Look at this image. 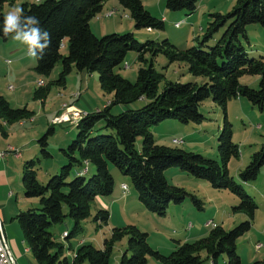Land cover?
Listing matches in <instances>:
<instances>
[{"label":"trees","instance_id":"trees-1","mask_svg":"<svg viewBox=\"0 0 264 264\" xmlns=\"http://www.w3.org/2000/svg\"><path fill=\"white\" fill-rule=\"evenodd\" d=\"M10 1L0 0V27L5 16L3 6ZM106 1L43 0L19 6L26 15L37 16L40 27L51 34L50 47L42 59L35 60L34 71L37 75L49 77L60 64L61 71L55 82L64 86L73 70L96 73L101 90L112 96L111 102L102 110L87 113L75 124L76 138L66 149L60 150L67 164L61 167L60 173L50 176L46 184L37 180L34 171L36 162H25L21 175L23 197L38 199L40 208H28L20 212L16 219L31 255L38 264H109L113 245L126 238L127 248L118 264H148L149 258L159 264H203V253L212 264H216L222 255L226 256L227 264H242L236 242L251 229L257 206L241 186L234 182L227 170L229 161L239 154L238 146L231 140L230 124L224 120L218 136L219 162L201 154L158 145L151 128L167 120L181 124L203 123L206 117L200 113L199 107L206 100L225 108L228 101L240 97L259 109L263 108L264 62L261 58L250 57L240 39H246L247 27L250 25H260L264 32V0H236L235 6L227 14H210L211 22L202 42L199 46L184 50L171 45L167 39L139 42L133 33L95 36L89 23L102 12ZM113 1L128 11L136 30L164 29L163 21L153 17L144 8L142 0ZM198 2L165 0V7L169 11L192 14L198 8ZM222 28L225 29L216 43L207 46L206 43ZM9 38L0 39L6 41ZM63 47L66 54L62 53ZM129 52L136 53L140 64L134 82L115 72ZM159 54H163L170 64H185L190 75L202 77L205 82L201 85L196 82H165L159 92V84L164 80V75L153 66ZM244 76H258V89L241 84ZM43 87L35 90V98H45L48 87ZM144 99L148 101L144 106L130 108L131 104ZM114 105L128 108L112 115L110 108ZM32 115L26 107L13 108L0 95V132L3 136L6 135L4 126L31 120ZM100 122L107 133L93 135L95 126ZM52 133L53 126H50L38 140L43 158L51 156L46 147L47 138ZM139 138H142V143L140 149H137ZM109 164L130 179L138 201L147 211L158 216H165L170 204H182L187 198L201 209V202L194 195L167 181L165 171L179 168L195 179L208 182L214 189H226L234 193L239 203L233 207V211L243 212L248 218L231 230L216 226L206 236L192 243H178L167 256L149 245L146 233L136 226L128 225L113 229L101 249L81 244L69 257L48 229L51 225L62 223L68 216L74 225L70 232H66L67 235L63 232L62 236L70 239L80 230L79 223L91 216V202L109 197L113 192L114 178L109 171ZM89 165L95 171L93 169V175L86 179L84 175L88 173ZM263 165L264 145L239 172L240 181L254 182ZM70 175L72 178L67 182ZM64 206L67 207L68 215L63 213ZM93 219L106 223L109 213L99 209ZM67 250L70 251L69 248ZM253 264H264V260Z\"/></svg>","mask_w":264,"mask_h":264},{"label":"rangeland","instance_id":"rangeland-1","mask_svg":"<svg viewBox=\"0 0 264 264\" xmlns=\"http://www.w3.org/2000/svg\"><path fill=\"white\" fill-rule=\"evenodd\" d=\"M108 1L118 5L117 11L110 12L105 7L99 15L90 21L89 24L95 36L102 37L113 33H133L139 42H145L146 40L160 42L163 39H167L171 45L179 50L199 46L203 40L206 28L211 22L210 14H227L236 4V0H199L196 11L189 14L185 11L167 10L165 0H146L145 6L148 10H151L153 17L161 20V17L156 15L159 11L168 14L166 22L163 21V30L147 31L146 29L136 30L128 11L123 9L116 1ZM34 2L35 0H12L3 6V13L6 15L13 7H19L23 3ZM170 14H174L175 17H170ZM176 23L178 24L177 27H175ZM104 26L105 30H103ZM224 29L222 28L215 33L206 45L213 46L222 35ZM246 36V39H240L242 46L250 57L255 59L261 58L264 62V32L262 27L260 25L248 26ZM62 53L66 54L64 47L62 48ZM153 66L157 72L164 75V80L159 84V92L164 87L165 82H196L197 85L205 82V79L202 77L190 75L185 64L181 62L170 64L163 54L155 57ZM139 67L140 64L136 59V53L129 52L124 63L115 69V72L130 82H134ZM60 71L61 66L58 64L49 77L39 76L33 72L36 79L34 82L35 86L38 81H43L44 86L47 85L48 87L46 96L43 99L35 98L34 84H28V87L22 93L17 82L12 78V80L7 79L4 83L5 69L0 72V80L3 79L1 80V87L2 89L4 88L5 94H9L8 96L11 98L10 105L13 108L26 107L27 110L33 113L31 119L33 123L31 120H23L21 121L24 123L22 127L20 126L21 122L11 123L4 126L5 136L0 132V152H7L9 147L18 151V153L7 154L4 157L10 160L5 165L3 177L10 178L12 182V188L9 190L12 198L7 208L9 214L8 225L11 226L5 227L3 225V229L10 238H19L20 235L23 237L18 220L16 219L18 210L24 208L25 210H23L26 211L28 208H40L37 202L38 199H25L23 197V187L20 185V179L24 169V161L33 160L36 162L34 171L36 172L37 180L42 184H46L50 176L60 173L61 167L67 164L60 150L66 149L76 138L77 130L75 124L79 120H77V117L60 118L56 116L65 112L64 106H70L80 113L87 114L102 110L112 100V96L105 94L101 90L96 73L80 75L78 72H73L66 78L65 85L61 86L55 82ZM241 84L247 85L252 89H258L259 77L244 76L241 79ZM8 87L11 88L8 89ZM19 92L22 95L17 98L15 94ZM147 102L145 99L139 100L131 104L130 108H140ZM127 108L123 105H114L111 106L110 113L116 115ZM199 111L206 117V120L201 124H181L173 120H167L153 126L151 132L158 145L201 154L206 158L219 162L217 149L218 136L224 126V120L230 124L231 140L238 146L239 154L238 157H233L229 161L227 170L229 176L235 183L241 186L242 190L252 198L257 206L251 229L236 242L237 253L242 264H253L263 261L264 165L260 168L259 175L254 182L243 183L240 181L238 175L250 163L252 155L258 152L264 145V106L262 109H259L253 106L247 99L239 97L228 101L225 108L218 107L211 100H206L200 105ZM55 118H60L61 121L56 122ZM50 126H53V133L47 138L46 149L51 156L43 158L40 153L38 140L46 133ZM102 127L103 123H98L94 128L93 135L107 133ZM173 140L180 143L176 144ZM141 143L142 138H139L136 142L137 149H140ZM20 155H23L25 159L18 164L14 159ZM55 168H58L57 172L53 171L51 174L50 172L55 170ZM91 168L95 171V168L89 165L88 169ZM77 169L75 168V170ZM109 171L110 173L112 172L111 174L114 178L113 189L115 193L117 187L123 182L128 187V193L124 194L123 191L122 193L124 196L132 195L131 198L127 200V204L124 203L126 200L121 198L119 202L113 205L112 198L105 197L104 204H106L105 207L109 213V219L106 223L94 221V215L101 208H99L98 200L91 202V216L79 223L80 230L70 239H65L62 235H67L72 230L74 221L71 218L67 216L62 223L51 225L48 231L52 234L55 242L61 244L66 252H68L69 245L75 250V246L80 240H84L82 242L90 244L96 249H101L104 240L110 237L113 229L133 225L147 234V242L154 250L167 256L177 247L178 243H192L198 240V237L195 238V236L198 234H202V236L206 235L210 229L216 226H221L227 231L231 230L248 218L243 212L233 211V207H236L239 203V199L234 193L226 189H214L208 182L195 179L179 168H169L165 171L164 174L167 181L169 184L183 188L188 193L194 195L201 202V209L187 198L182 204H170L165 216H158L147 211L138 201L137 194L128 177L123 176L110 164ZM48 174L51 175L48 176ZM92 175L88 172L84 176L88 179ZM71 178L72 175L68 177L67 182ZM2 185L3 183L0 185V192L4 190L1 187ZM30 201H36L37 205L24 207V203H30ZM15 208L17 211L13 212ZM63 213L68 215L66 206L63 207ZM208 222H212L215 226L206 227L205 225ZM257 245H260L259 249L256 248ZM126 248V238L116 242L113 245L109 264H118ZM69 253L71 255L72 251ZM28 256L30 257V255ZM202 258L204 260L203 264H212L210 260L206 259L204 253L202 254ZM148 264L159 263L149 258ZM216 264H227L226 256H220Z\"/></svg>","mask_w":264,"mask_h":264},{"label":"crops","instance_id":"crops-1","mask_svg":"<svg viewBox=\"0 0 264 264\" xmlns=\"http://www.w3.org/2000/svg\"><path fill=\"white\" fill-rule=\"evenodd\" d=\"M40 1H43V0H35L34 3H37ZM145 1L146 0H142V3H143L144 8L146 10H148L145 6ZM159 3H160V1H159ZM159 6H160V4H159ZM105 7L108 9L107 11L116 12L118 5L116 3L106 1L103 5L102 11L104 10ZM148 11L152 14L151 10H148ZM159 13L162 16H160ZM159 13H157L156 15L158 17H161L162 21L166 22L168 14L166 12H163V11H161V12L159 11ZM110 15H111V13H110ZM172 16L175 17L174 14H170V17H172ZM169 19H171V18H169ZM90 28L92 30L91 26H90ZM103 28H104L103 30H105V26ZM106 31H108V30H106ZM34 67H35L34 59L30 58L27 55L25 45L20 44L19 42L12 40L11 37L6 41H2L0 39V72L5 69L6 74H5L4 83L7 79L12 78L13 80H15V82H17L18 87H20L19 89L23 93V90L28 87V84L29 85L34 84V82L36 80L34 78V75H33V72H35ZM2 68H3V70H2ZM73 72H77V71L73 70L71 73H73ZM85 73L86 72H78V74H80V75L85 74ZM86 74H88V73H86ZM88 75H91V74H88ZM1 80H3V79H1ZM1 80H0V95L4 96L8 102H11V100H10L11 98H9V96H8L9 94L8 93L5 94L4 88L2 89V87H1V83H2ZM38 82H37V84H38ZM34 87H35L34 89L36 90L38 86L37 85L35 86V84H34ZM10 88L11 87H8V89H10ZM21 92H19L18 94L16 93L15 96L17 98H19V96L22 95ZM31 122H32V120H31ZM20 126L21 127L24 126V123L21 122ZM23 159H25L24 156L20 155L19 157H17L14 160L17 161L19 164L20 161H22ZM7 162H10V160H8L7 158L0 160V185L3 183V185L1 187H3V189H4L3 192L2 191L0 192V217H1L3 225H5V227L11 226V225H8L9 214L7 212V208L9 207L10 202H11V198H12L11 193L9 191L12 188V182H11L10 178H5V176L3 177V175H4L3 170L5 169V165H7ZM25 162L26 161H24V164H25ZM57 170H58V168H55V170H52L50 173L52 174L53 171L57 172ZM88 172L92 173L93 168L88 169ZM51 174H48V176ZM122 184H125V183L122 182L120 184V186L117 187L116 193L113 189L112 194L109 196L110 199L112 198L113 205L116 202H119V200H121V198H124V200H126V202H124V203L127 204L128 203L127 200L129 198H131V196H132V195H125V196L123 195L122 189H121ZM20 185H22L21 179H20ZM96 200H98L99 208H101V209L105 208L104 210H107L105 207L106 204H104V202H105L104 198H97ZM24 204H25L24 207H26L29 205L30 206L36 205L37 202L36 201H30V203H24ZM100 204H102L103 206ZM23 209L24 208L18 210L17 213L19 214L20 212L25 210V209L24 210ZM16 211L17 210L15 208L13 210V212H16ZM208 232H207V234H208ZM206 235L202 236V234H198L197 236H195V238L198 237V239H199V238H202ZM5 239H6L8 251L11 254V256L14 258L15 264H38L35 261V259L33 258V256L31 255V253H30L25 241H23L24 239L21 235L19 236V238L18 237L17 238L16 237L10 238V236H8V234L5 232ZM82 241H84V240H80L76 244L75 250L81 244H85ZM69 249H70V251H72V254H73L75 250L72 249L71 245H69ZM70 251L67 252V256H69V257L72 256V254L70 255V253H69ZM28 255H30V257Z\"/></svg>","mask_w":264,"mask_h":264},{"label":"clouds","instance_id":"clouds-1","mask_svg":"<svg viewBox=\"0 0 264 264\" xmlns=\"http://www.w3.org/2000/svg\"><path fill=\"white\" fill-rule=\"evenodd\" d=\"M2 36L23 44L27 48V55L34 59H42L50 47L51 34L40 27V20L35 15H26L22 7H13L3 17Z\"/></svg>","mask_w":264,"mask_h":264},{"label":"built area","instance_id":"built-area-1","mask_svg":"<svg viewBox=\"0 0 264 264\" xmlns=\"http://www.w3.org/2000/svg\"><path fill=\"white\" fill-rule=\"evenodd\" d=\"M178 24H175V27H177ZM65 112L56 116V117H77V120H80L81 117H84L86 114L80 113L78 112L76 109L72 108V107H66L64 106ZM60 118H55L56 122H60ZM174 143H180L176 140H173ZM18 153V151H16L14 148L9 147L7 152L5 153H1L0 152V159H3L7 154H15ZM121 189L123 191V193H128V189H126V185L122 184L121 185ZM206 227H211V226H215V224H213L212 222H208L205 225ZM260 245H257V249H259ZM0 264H15V260L14 258L11 256V254L8 251L7 248V244H6V239H5V232L3 229V222L2 219L0 217Z\"/></svg>","mask_w":264,"mask_h":264},{"label":"bare ground","instance_id":"bare-ground-1","mask_svg":"<svg viewBox=\"0 0 264 264\" xmlns=\"http://www.w3.org/2000/svg\"><path fill=\"white\" fill-rule=\"evenodd\" d=\"M38 87H43L44 86V83H43V81H39L38 82ZM77 122V121H76ZM126 189H128V187L126 186Z\"/></svg>","mask_w":264,"mask_h":264}]
</instances>
